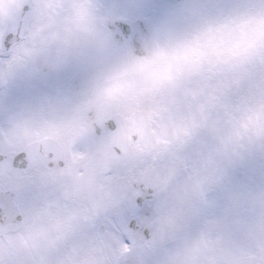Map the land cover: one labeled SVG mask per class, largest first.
<instances>
[{"label":"snow or ice","instance_id":"obj_1","mask_svg":"<svg viewBox=\"0 0 264 264\" xmlns=\"http://www.w3.org/2000/svg\"><path fill=\"white\" fill-rule=\"evenodd\" d=\"M0 264H264V0H0Z\"/></svg>","mask_w":264,"mask_h":264}]
</instances>
